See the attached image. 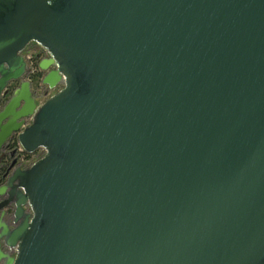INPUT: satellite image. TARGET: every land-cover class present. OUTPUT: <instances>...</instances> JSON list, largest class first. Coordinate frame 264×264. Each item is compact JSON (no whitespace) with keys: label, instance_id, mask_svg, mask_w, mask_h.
<instances>
[{"label":"water","instance_id":"obj_1","mask_svg":"<svg viewBox=\"0 0 264 264\" xmlns=\"http://www.w3.org/2000/svg\"><path fill=\"white\" fill-rule=\"evenodd\" d=\"M14 139L0 264H264V0H0Z\"/></svg>","mask_w":264,"mask_h":264},{"label":"flooded vegetation","instance_id":"obj_2","mask_svg":"<svg viewBox=\"0 0 264 264\" xmlns=\"http://www.w3.org/2000/svg\"><path fill=\"white\" fill-rule=\"evenodd\" d=\"M34 47L36 48V46H34ZM40 59H41L40 54H38V56L36 57V59H31V58H27L26 57L27 63L28 64H33V65H35L38 62H40ZM31 74H32V72L28 76H30ZM41 76H43V79H42V82H43L45 73H43V71L40 69V70H37V72H35L34 76H32L30 80H27V77H26V80L31 84V89H32V92L35 94V96L37 98H41L42 99L43 96L40 95L37 91H34V89H33L34 84L41 78ZM43 86H44V89H45V94L48 93V91H50L49 88H48V86H46V85H43ZM17 87H18V85H16V88ZM12 96H13V93L10 92L8 98H10ZM16 141H17V139H14V140H12L10 142L9 148L5 152L4 158L0 161V187L1 186H5V184L7 182V179H4L3 178V175L4 174H12L13 173L14 168L12 169V166H13V164H14V162H15L16 159L17 160L18 159L21 160L22 157H25L26 158V162H28L29 157H31V155L26 154V153L21 154V153H19V151L17 152L16 155H13L12 152L16 149V146H14L15 144H17ZM41 151L42 150L38 151L37 154H39V152H41ZM43 154L44 153L42 151L40 157H42ZM32 164H34V163H29L28 165H25V164H22V165H24L25 167H27V166H30ZM19 165H21L20 162H18L15 166L18 167ZM9 191L10 190H8V192ZM3 200H4V198L0 199V202H2ZM8 212H9V210H8ZM6 218H7V220L9 222L12 221V218L9 216V214L7 215Z\"/></svg>","mask_w":264,"mask_h":264},{"label":"rangeland","instance_id":"obj_3","mask_svg":"<svg viewBox=\"0 0 264 264\" xmlns=\"http://www.w3.org/2000/svg\"><path fill=\"white\" fill-rule=\"evenodd\" d=\"M34 46H36V48ZM38 54H40V57H41L40 62H41L42 59L47 58L48 55H49L48 52L45 49H43L40 46H37L36 44L30 45L27 48V50L24 52L25 58L27 57V58H31V59H36ZM40 62L36 63L35 65L28 64V67L31 69L32 74L27 77V80H30L31 77L34 76L35 72H37V70H40ZM42 79H43V76H41V78L34 84L33 89H34V91H37L40 95L43 96L42 99L40 98L41 99V103L43 104V103H45L46 100L51 98L58 91L50 90V91H48V93L45 94V89H44V86H43L44 84L42 82ZM15 88H16V84H12L11 87H10L11 93L14 92ZM16 142H17V144H15V145L13 144V145L16 146V149H18L19 153H21V154L26 153L19 146L18 140ZM38 151H40V150H38ZM38 151L36 153H34V154H29V155H31V157H29L28 162H26V158L25 157H22V159L19 160L20 164L28 165L29 163H36L37 161H39L42 158V157H40L42 151L39 152V154H37Z\"/></svg>","mask_w":264,"mask_h":264},{"label":"built area","instance_id":"obj_4","mask_svg":"<svg viewBox=\"0 0 264 264\" xmlns=\"http://www.w3.org/2000/svg\"><path fill=\"white\" fill-rule=\"evenodd\" d=\"M42 151H43V153L45 154V151H44V150H42ZM44 154H43V156H44ZM43 156H42V157H43Z\"/></svg>","mask_w":264,"mask_h":264}]
</instances>
